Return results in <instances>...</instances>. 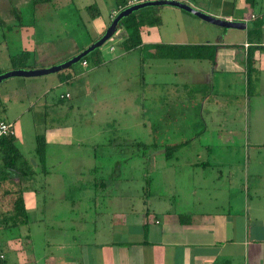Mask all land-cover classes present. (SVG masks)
Segmentation results:
<instances>
[{
	"label": "crops",
	"instance_id": "crops-1",
	"mask_svg": "<svg viewBox=\"0 0 264 264\" xmlns=\"http://www.w3.org/2000/svg\"><path fill=\"white\" fill-rule=\"evenodd\" d=\"M179 1L220 19L246 22V29H225L176 7H150L148 14L158 22L143 28V49H125L122 42L126 33L119 29L111 44L115 50L110 52L106 47V59L101 51L109 67L88 71L90 63L87 67L81 63L89 75L78 89L79 94L94 95L96 103L111 106L108 102L114 98L115 86H123L127 92L137 86L127 73L115 74L112 68L127 60L139 63L137 52L147 51L149 58L159 61L151 64L152 70L161 69L165 60L154 45L208 47L193 57L177 58V69L170 74L176 81L172 84L176 85L173 107H180L181 97H192L191 101L204 110L209 107L203 123L213 136L200 151L205 159L195 158L187 162L188 168L177 169L166 162L164 152L161 159L151 156L149 188L145 196L140 195L137 206L130 176L126 183H122V175L108 177L92 197L99 206L107 200V211L95 213L92 229L86 227V215L74 211L84 196L69 193L67 172L59 173L58 190L44 196L43 201L37 189L29 195L28 184L25 188L17 186L18 197L27 190L22 193L27 220L18 218L17 225L10 222L0 228L4 264H264V153L260 151L264 148V0ZM81 2L85 9L99 5L111 8L108 20L96 19L92 39L53 65L67 61L99 39L110 26L111 15L119 10L116 0ZM156 71H149L143 83L138 75L145 97L142 101L135 90L136 107L151 105L153 87L164 85L169 74ZM75 80L68 84L73 85ZM73 96L67 91L59 99ZM233 107L238 108L233 111ZM233 112L240 115L243 132L232 126ZM61 131L48 129L46 144H71L70 134L65 132L64 139ZM239 137L252 151L248 149L245 156L234 160L232 145ZM32 171L34 176L35 169ZM153 171L160 172L161 187L154 184ZM91 179L95 181L94 175ZM82 185L78 188L83 189ZM111 186L119 192L108 193Z\"/></svg>",
	"mask_w": 264,
	"mask_h": 264
},
{
	"label": "rangeland",
	"instance_id": "rangeland-1",
	"mask_svg": "<svg viewBox=\"0 0 264 264\" xmlns=\"http://www.w3.org/2000/svg\"><path fill=\"white\" fill-rule=\"evenodd\" d=\"M95 7L102 14L98 15L97 11L83 8L81 0H50L35 6L33 0H0V74L13 70L12 58L17 62L22 61L18 56L23 51L29 52V56L24 61L26 67L20 69H44L54 66L53 62L70 56V53L92 39L96 19L108 20L111 8L103 5ZM114 41L113 37L100 48L103 50L104 59L107 57L106 47L110 52L115 50L111 45ZM176 52L173 50L170 58L161 62V69H150L152 63L159 61L149 58L147 51L142 54L137 52V55L140 53L137 56L138 59L140 57L139 63L127 60L114 66L113 73H127L133 78L132 83L137 86L130 87L128 92L123 86H115L114 98L108 102L111 106L96 103L92 94H79L78 87L89 75L80 62L65 69L77 73L73 85L60 83L58 73L32 78L12 77L1 82L0 119L13 123L20 151L24 159L33 164L32 170L35 169V174L26 181L13 178L0 186V228L18 220V217L13 218L8 212L13 210L10 203L19 196L20 188L17 186L22 188L28 184L29 195H33L34 189H37L38 197L43 201L44 196L49 197L50 192L58 190V180L61 178L59 173H63L62 171L68 174L69 193L76 197L79 194L84 196V200L74 211L78 215L79 211L83 212L89 219L86 227L92 229L91 221L95 213L100 210L107 211V200L100 199L102 202L99 206L92 199L94 193H98L94 186L95 181L91 179L93 175L98 183L113 175H122V183H126L130 182L126 180L130 176L132 183L129 184L137 206L140 204V195L145 196V191L149 188L148 175L151 170L148 163L151 156L161 159L160 153H165L168 146L187 140L186 144L169 149V156H172L170 160L166 161L164 157L162 159L177 169L188 168L187 162L192 163L195 158L204 160L205 157L200 156V151L213 136V132L206 130L203 123V117L207 119L206 110L209 107L204 110L200 107L201 104L191 101L192 97H181L180 107H173L176 101V85L172 84L176 81L170 74L178 66ZM89 62L88 71L109 67L105 64L96 66L91 59ZM156 70L169 74L164 79V85L153 87L151 105L148 103L147 107H136L133 101L137 94L135 90L138 89L137 95L141 99L145 97V89L138 84V75L143 83L144 76L149 71L154 73ZM146 82H150L148 78ZM74 85L76 92H73ZM190 90L193 92V88ZM67 91L74 93V96L60 101L59 95ZM236 108L238 107H233V111ZM233 114L235 123L232 126L243 132L240 115L237 112ZM52 127L61 129L64 139L65 132L70 134L73 142L62 145L47 144L44 147V159H41L36 153V138L38 135L45 136L46 131ZM137 142L147 146H140ZM232 148L234 160L238 156H245L248 149L252 151L247 141L240 137ZM260 151L264 153V148ZM152 177L155 179L154 184L161 187L163 178L160 172L155 171ZM81 183L83 189L78 188ZM111 188L113 189L108 193L119 192L116 186ZM26 191L23 189L22 193L25 194Z\"/></svg>",
	"mask_w": 264,
	"mask_h": 264
},
{
	"label": "trees",
	"instance_id": "trees-1",
	"mask_svg": "<svg viewBox=\"0 0 264 264\" xmlns=\"http://www.w3.org/2000/svg\"><path fill=\"white\" fill-rule=\"evenodd\" d=\"M50 0H33V5L37 4H44L46 2H49ZM129 0H116L117 6L119 7V10L121 8L126 7L128 4ZM254 1V0H253ZM148 10H140L138 12H134L128 17L124 18L122 22L119 25V29H122L126 33V37L124 38L122 45H124V48L127 50H135L137 48L143 49V40H142V31L143 28L147 25L155 24L158 22V18L154 17L151 13L148 14V12L151 11V8H147ZM89 11H97L99 14V10L97 7H89L87 8ZM122 11V10H121ZM16 12V10L14 11ZM154 48L159 49L161 51V55L163 58H170L171 52L173 50H176V58L181 57H193L194 53H201L203 50H208V47L206 46H170V45H154ZM166 50H172L170 52H167ZM143 52H141L142 54ZM29 56V52L23 51L18 57L22 59V61L17 62L15 58H12V65L14 66V69H20V68H25V59ZM201 55H198L197 57H200ZM142 58V57H141ZM91 60H93L94 64L96 66H102L104 64V61L102 60V52L101 49H96L94 52L86 56L85 58L82 59L80 63L83 61H86L87 63ZM22 63V64H21ZM90 63V62H89ZM249 67H250V72L251 68L253 66V59H252V54L249 55ZM77 76V73L71 70H63L58 73V77L60 80V83H68L71 82L75 77ZM63 96L62 98H64ZM1 120V119H0ZM5 121V120H4ZM37 146H36V153L40 156L41 159H44V147L47 145L46 144V138L45 136H37L36 138ZM187 143V142H186ZM186 143H181V144H175V145H170L166 149V158L169 159L172 156H169V149L171 150L172 148H177V146H182ZM140 146L146 147L147 145L144 143H138ZM155 145V144H153ZM0 186L3 183H6L7 181H12L13 178H18L20 181H26L29 177L33 175L32 171V165L26 161L20 151L16 135L15 133L10 136L2 137L0 139ZM101 183H98L97 180L95 179L94 186L96 190L99 191L102 189L103 185H105L104 180ZM99 181V182H100ZM102 185V187L100 186ZM21 197H18L16 200H14L12 203H10L11 207L15 208L14 211L11 214V217H18L22 219H26V211L24 207V201L22 198V193L20 195ZM10 215V214H9ZM27 220V219H26ZM14 224L17 225V222L19 220H14ZM25 221V220H24ZM5 255V254H4ZM4 260H0V264H4Z\"/></svg>",
	"mask_w": 264,
	"mask_h": 264
},
{
	"label": "water",
	"instance_id": "water-1",
	"mask_svg": "<svg viewBox=\"0 0 264 264\" xmlns=\"http://www.w3.org/2000/svg\"><path fill=\"white\" fill-rule=\"evenodd\" d=\"M157 6H171L182 9L198 18L203 19L204 21L211 23L213 25L225 28V29H246V22L240 21H230L226 19H220L214 17L212 15L206 14L201 10L193 7L188 3H183L181 1L172 0V1H165V0H149L143 3H139L123 9L118 15L113 19L110 26L106 30V32L97 39L93 44H91L88 48L84 49L82 52L71 58L69 61L63 62L59 65H54L51 67H47L44 69H13L6 73L0 74V83L6 79L12 77H40L46 76L49 74L59 73L65 69H68L82 61L83 58L94 52L96 49L101 48L105 43L111 40L119 30V25L122 20L134 12H138L140 10L150 8V7H157Z\"/></svg>",
	"mask_w": 264,
	"mask_h": 264
},
{
	"label": "built area",
	"instance_id": "built-area-1",
	"mask_svg": "<svg viewBox=\"0 0 264 264\" xmlns=\"http://www.w3.org/2000/svg\"><path fill=\"white\" fill-rule=\"evenodd\" d=\"M145 1H149V0H129L126 7L121 8L120 11L123 9H126L128 7H131L133 5L143 3ZM165 1H172V0H165ZM177 1H179V0H177ZM120 11L114 12L111 15V19L113 20L118 15V13ZM82 65L87 67L88 63L86 61H83ZM67 97H69V95H67ZM14 133H15V128H14L13 123H10V122L4 121V120H0V139L2 137L13 135ZM4 259H5V255L3 253H0V260H4Z\"/></svg>",
	"mask_w": 264,
	"mask_h": 264
},
{
	"label": "clouds",
	"instance_id": "clouds-1",
	"mask_svg": "<svg viewBox=\"0 0 264 264\" xmlns=\"http://www.w3.org/2000/svg\"><path fill=\"white\" fill-rule=\"evenodd\" d=\"M120 12H121V11H120ZM120 12H119V13H120Z\"/></svg>",
	"mask_w": 264,
	"mask_h": 264
}]
</instances>
